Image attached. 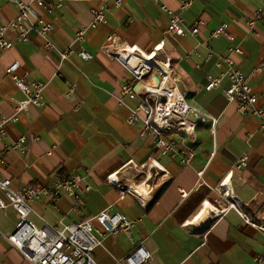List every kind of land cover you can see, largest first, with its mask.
Returning a JSON list of instances; mask_svg holds the SVG:
<instances>
[{
	"label": "crops",
	"instance_id": "1",
	"mask_svg": "<svg viewBox=\"0 0 264 264\" xmlns=\"http://www.w3.org/2000/svg\"><path fill=\"white\" fill-rule=\"evenodd\" d=\"M182 1L162 0L186 28L203 20L197 34L166 35L170 16L154 0H122L120 6L108 0L106 21L97 25L92 24L91 7L103 0H64L51 12L33 5L31 19L49 20L52 41L72 51L61 62L55 50L42 47L37 34L24 43L12 31L5 34L13 44L0 50V118L17 119L4 124L0 146L20 136L36 139H26L23 151L4 154L0 177L17 188L26 183L53 186L56 176L77 173L88 186L78 210L66 194L56 201L40 196L30 201L29 219L60 225L103 209L141 218L131 238L122 232L102 237L93 251L97 264H121L136 243L151 253L144 264H264V232L252 224L264 218V130L257 116L240 114L236 103L223 96L227 77L218 87L204 88L206 74L221 75L228 47L237 46L240 51L230 54L233 65L246 75L257 105L264 108V0H192L181 8ZM16 12L12 1L0 0V24ZM220 24H226L232 42L225 35L208 39ZM80 28L82 41L76 37ZM81 48L92 57L82 59L77 54ZM127 48L134 54L116 57ZM138 54L167 62L184 101L205 114L193 139L182 130L164 133L174 140L176 155L162 153L153 136H141L139 126L126 123L137 99L122 94L121 83L153 64L138 84L161 85L156 64L141 61ZM15 61L18 76L44 83L43 106L16 110L15 102L24 95L5 72ZM184 148L192 153L188 162L182 159ZM242 154H247V164L236 169ZM110 174L120 187L108 181ZM230 203L238 208L227 207ZM16 220L12 206L0 209V264H32L6 239Z\"/></svg>",
	"mask_w": 264,
	"mask_h": 264
},
{
	"label": "built area",
	"instance_id": "2",
	"mask_svg": "<svg viewBox=\"0 0 264 264\" xmlns=\"http://www.w3.org/2000/svg\"><path fill=\"white\" fill-rule=\"evenodd\" d=\"M16 7L17 12L14 18L5 23L0 24V50L8 49L12 46V41L6 37V31L15 33V38L19 42H27L32 33L37 34L43 40L42 47L45 50H55L58 53L60 62L68 58L71 50L59 49L50 38L52 26L49 20L42 16H36L31 19L32 7L35 5L41 10L51 12L54 8L59 7L64 0H10ZM108 0H103L101 6H92V24L97 25L106 21L105 12L109 9ZM159 4L162 11L170 16L164 33L184 36L187 33L197 34L203 20L197 19L190 27H185L182 19L174 13L162 0H154ZM114 6H120L122 0H112ZM192 3V0H184L181 2V8H186ZM259 11L256 17L259 18ZM252 23V21H248ZM76 37L79 41L84 39V29L80 28L76 31ZM225 35L229 42H232V36L227 33L226 24H220L210 31L208 39ZM161 46L158 44L157 46ZM229 54L225 57L226 68L219 76L206 74V82L204 88L210 90L218 87L223 79L227 77L228 86L221 88L220 91L228 101L236 103L237 111L240 114L250 113L257 116L260 127L264 130V108L257 105L258 95L252 92L251 86L247 82L246 75L234 67L233 60L230 56L232 52H239L237 46L230 45L228 47ZM82 59H90L92 55L85 49L81 48L77 53ZM18 62L15 61L5 68V72L15 81L18 88L23 92V99L15 102L17 111H27L30 105L41 107L44 105L43 90L44 83L41 81L25 79L15 73ZM151 66L145 68L144 74L150 72ZM169 82L176 80L172 70ZM144 74L132 73V81L121 83L120 89L122 94L130 99H137V103L130 109L129 115L126 117V123L131 126H139V134L141 136H153V143L162 153L176 155V144L171 138H167L164 133L182 130L190 139L194 138V128L197 121H204L205 114L197 107L191 106L183 99L182 94L176 90L169 99L159 87H150L147 84L139 85L138 82ZM72 87L69 89L71 94ZM264 95V93H262ZM17 116L0 118V134L4 131V124L8 121H15ZM215 118H212V126L210 132H214ZM32 141L36 136L30 135L28 138L24 136L18 137L9 145L0 146V162L4 161V154L9 149L23 151L25 149L26 140ZM192 156L190 150L184 148L183 161L188 162ZM247 154H242L237 158L234 167L240 169L247 164ZM111 175L106 178L111 183L120 187L115 179H110ZM82 176L74 173L71 175H58L53 186L41 184H25L17 188L10 187V179L0 177V209L12 206L17 214V222L14 229L6 234V239L10 245L15 248L23 258L32 264H97L94 257V249L101 244L102 237L118 232L124 233L127 237H132L133 230L141 218H129L121 212H109L103 209L92 216L82 218L79 221L71 223H61L53 225L43 220L40 225L29 219L32 212L30 201L41 197H52L57 200L62 194L68 195L72 199V209L78 210L84 204L83 191L88 189L87 185H82ZM128 189V188H127ZM142 202V201H141ZM237 207L234 203H230L227 207ZM53 207L57 208L54 203ZM238 208V207H237ZM223 209V208H221ZM239 210V209H238ZM239 212L248 221V217L244 212ZM95 221L98 227L93 224ZM258 229L264 232V218L261 222H252ZM151 253L141 244L136 243L135 246L119 261L121 264H144L151 258ZM258 263L261 258H257Z\"/></svg>",
	"mask_w": 264,
	"mask_h": 264
},
{
	"label": "bare ground",
	"instance_id": "3",
	"mask_svg": "<svg viewBox=\"0 0 264 264\" xmlns=\"http://www.w3.org/2000/svg\"><path fill=\"white\" fill-rule=\"evenodd\" d=\"M123 53L134 54V52H133V50L131 48H127V49H125V51H121V52L118 51L117 54H116V57H120ZM152 55H150V54H141V55H139L138 54L136 57L138 59H140L141 61H143V62H146V63H149V64L150 63H155L156 64L157 73L160 76V81H161V85H159L158 87L161 90H163L166 94H168L169 99H171L172 96H173L172 94L175 91V88H174L173 84L171 82H169V78L171 76V71L168 68V64H167V62L161 63L159 61H154ZM150 65H153V64H150ZM150 85H152V84H150ZM153 87H155V86H153Z\"/></svg>",
	"mask_w": 264,
	"mask_h": 264
},
{
	"label": "rangeland",
	"instance_id": "4",
	"mask_svg": "<svg viewBox=\"0 0 264 264\" xmlns=\"http://www.w3.org/2000/svg\"><path fill=\"white\" fill-rule=\"evenodd\" d=\"M146 79H147L146 77L143 78V80H146Z\"/></svg>",
	"mask_w": 264,
	"mask_h": 264
},
{
	"label": "water",
	"instance_id": "5",
	"mask_svg": "<svg viewBox=\"0 0 264 264\" xmlns=\"http://www.w3.org/2000/svg\"><path fill=\"white\" fill-rule=\"evenodd\" d=\"M172 83V82H171ZM173 84V83H172ZM173 86H174V84H173Z\"/></svg>",
	"mask_w": 264,
	"mask_h": 264
}]
</instances>
